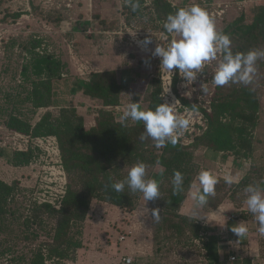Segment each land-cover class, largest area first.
I'll return each instance as SVG.
<instances>
[{
  "label": "rangeland",
  "instance_id": "1",
  "mask_svg": "<svg viewBox=\"0 0 264 264\" xmlns=\"http://www.w3.org/2000/svg\"><path fill=\"white\" fill-rule=\"evenodd\" d=\"M170 1L178 7L199 4L211 15L214 14L217 28L221 30L248 7L255 6L262 0ZM151 2L152 0H148L140 13L133 14L127 0H0V125L11 128L8 120L14 114L30 124L32 134L37 122L46 112L59 114L60 107L57 105L34 108L31 101H23L22 97L27 92L25 85H32L29 81L26 82L22 67L32 60L27 46L34 39L41 43L36 48L37 52L54 54L65 63L63 77L54 82L55 97L60 105H74L86 118L88 127L97 116L99 101L82 92L73 94L70 91L75 79L90 78L94 66L95 71L116 70L119 77L128 73L129 81L123 93V104L119 105L121 113L130 103L146 107L155 85L154 79L161 72L160 58L154 57L152 52L158 43L166 46L170 40L163 28L164 22L157 18ZM221 9H226L225 13L217 16V11ZM18 12L20 16L15 18L14 15ZM87 16L94 17L96 30L99 32L97 37L91 39L97 45L94 54L89 45L81 41H90L85 39V36L91 35L87 31V21H84ZM104 28L106 32H102ZM128 31L136 32V36L133 37ZM146 36H151L152 43L142 46L138 42L143 41ZM87 61L94 65L91 66L92 69L84 67ZM216 64L217 61H213L206 65L212 76ZM81 66L84 70H81ZM255 136L258 141L252 158L254 164L264 165V98ZM4 149L9 148H0ZM204 149L197 150L198 160L204 157ZM207 153L210 155V152ZM43 165L44 163L39 164L37 159H33L28 168H22L23 166H15L9 162L5 155L0 156V178L8 183H18V190L13 195L17 204L11 207L16 210L15 214L8 213L6 225L0 229V264H30L31 258L38 251L48 258L51 248L56 245L54 234L58 218L46 213L42 220L33 219V199L35 192L41 188L42 181L38 175ZM202 165L204 166L203 163ZM208 165L205 169H218L215 168L214 160L209 161ZM222 167L238 175L237 166L223 162ZM245 170L247 166L242 169ZM262 180L255 176L250 185L261 189L259 184L264 182ZM194 184H198L197 179L192 184L191 191L194 190ZM240 191L241 193L231 192L232 197L246 206L245 190ZM139 204V209L137 206L121 211L122 207L118 205L93 198L85 220L80 225H72L74 240L82 241L83 245L76 249L70 247L64 257L54 254L53 258L47 259L46 264H126L122 251L129 252L131 248L137 250V246L143 249L142 252L148 253L136 255L133 264H184L187 254L178 252L177 245H167L168 248L165 246L160 252L156 250V221L151 218V209H160L159 199L146 202L142 194ZM141 217L145 220L139 223ZM27 218L31 219L30 225L25 223ZM126 231L130 232L127 241H119L118 236Z\"/></svg>",
  "mask_w": 264,
  "mask_h": 264
},
{
  "label": "trees",
  "instance_id": "2",
  "mask_svg": "<svg viewBox=\"0 0 264 264\" xmlns=\"http://www.w3.org/2000/svg\"><path fill=\"white\" fill-rule=\"evenodd\" d=\"M147 1L132 0L138 4L136 11L132 10L130 4L128 7L133 14H137ZM151 3L157 18L163 22L170 12L176 10L170 0H152ZM14 16L19 17L20 12ZM102 22L104 23V19ZM105 28L107 29V24ZM220 31L230 35L234 52L264 50V0L248 7ZM40 44L38 39H34L27 46L32 60L23 65L22 73L32 87L25 85L27 92L22 98L23 101H31L34 108L54 105L60 107L58 115L52 111L42 115L32 134L57 136L70 179L61 209H56L49 203L34 202L32 206L34 220H42L46 213L58 218L54 234L56 245L51 248L48 258H53L54 254L64 257L70 247L76 249L83 245L82 241L74 240L71 234L72 225H80L85 220L93 198L123 208L134 209L138 206L141 192H132L127 185L123 192H116L111 184L125 180L129 169L139 162L146 165V178L155 179L159 184L160 220L156 221L154 233L158 252L167 245H177L179 249L194 247V239L205 233L204 226L190 219V215L180 213V207L199 171L204 169V161L198 160L196 156L198 149L205 148L204 156L208 155L207 152L218 154L221 164H226L232 157L236 165L248 168L239 184L228 185L219 176L221 178L215 186V195L209 197L206 205L208 207L216 206L230 196L233 187L245 190L255 176L264 181V165L254 164L252 158L258 141L255 130L259 125L264 98V58L257 61V72L251 83H229L217 87L211 104L212 111L206 112L208 127L196 135L191 144L184 145L178 140L176 145L169 143L157 149L151 138L141 140L142 122L129 119L121 123L122 113H117L114 108L123 104V93L129 81L127 72L119 77L116 70L94 71L88 80L75 79L72 82L71 93L82 92L99 101L97 116L88 127L86 118L74 105H60L56 99L54 82L63 77L66 65L54 54L37 52L36 48ZM33 75L36 77L33 78ZM154 84L149 95V104L146 107L141 105L142 108L154 109L156 105L163 103L159 77L154 79ZM106 106H112L113 109ZM8 121L11 128L31 133L30 124L19 116L12 114ZM12 151L10 148L0 150V156L5 155L15 166L28 165L34 156L32 151ZM176 170L184 176L182 190L178 192L174 191L172 184ZM259 186L264 188V182ZM17 190V182L8 183L0 178V229L6 225L7 214H15L16 210L11 207L17 204L13 196ZM25 223L30 225L31 219L27 218ZM204 245L207 247L205 242ZM48 258L38 251L31 258L30 264H46Z\"/></svg>",
  "mask_w": 264,
  "mask_h": 264
},
{
  "label": "clouds",
  "instance_id": "3",
  "mask_svg": "<svg viewBox=\"0 0 264 264\" xmlns=\"http://www.w3.org/2000/svg\"><path fill=\"white\" fill-rule=\"evenodd\" d=\"M127 2L132 10L136 11L138 4L133 3L132 0H127ZM173 8L176 10L170 12L163 23V28L169 34L170 40L166 46L158 43L152 52L154 57L160 58L161 73H172L173 69H177L181 77L190 85L207 64L217 61L212 76V83L215 86L222 87L229 83L244 85L251 83L257 72V61L264 58V50L251 49L246 53L234 52L230 35L218 30L214 17L199 4L193 3L179 8L173 4ZM128 33L133 37L136 36V32L128 31ZM138 43L142 46L151 44V36H146ZM200 87L203 93L207 92L204 83ZM169 91L170 89H167L166 93ZM177 102L178 100L165 101L156 105L154 109H145L139 103H130L123 110L120 121L124 123L130 119L142 122L141 140L151 138L157 149L169 143L176 145L179 135L187 131L191 124L190 113L188 115L177 113ZM220 178L209 169L199 171L198 184H194V190L190 191V198L193 201L190 219L196 221L207 218L206 223L213 221L209 220L206 215H202L200 209L208 204L209 197L215 195V186ZM222 178L228 185L240 182L239 176L232 174L229 170L223 172ZM183 183V174L179 170L174 171L172 179L174 191H181ZM126 185L132 192H141L146 202L160 197L158 182L155 179L146 178V165L142 162L132 166L126 179L112 183L111 188L116 192H123ZM245 193L247 210L258 222L257 231L264 236V189L249 185ZM224 211L217 208L218 214H223ZM159 213V208L151 209L152 220L159 221ZM231 231L241 238L248 233V227L240 222L232 225ZM126 264H132L131 256L127 258Z\"/></svg>",
  "mask_w": 264,
  "mask_h": 264
},
{
  "label": "built area",
  "instance_id": "4",
  "mask_svg": "<svg viewBox=\"0 0 264 264\" xmlns=\"http://www.w3.org/2000/svg\"><path fill=\"white\" fill-rule=\"evenodd\" d=\"M225 11L226 9L217 11V16H221ZM212 16H214V14ZM81 70H84V67L83 69L81 68ZM157 77L160 78L162 84L161 96L163 103L165 101L175 102L178 100L176 104L177 113L183 115L191 114L190 128L178 137V140H180L182 144L189 145L194 141L196 135L201 134L208 127L206 112L212 111L211 104L217 89V86L212 83V74L210 72L208 73L207 66H205L200 75H198L196 80L190 85L181 77L177 69H173L172 73L159 72ZM202 83L207 87L206 93L202 92L200 87ZM167 89H170L168 93H166ZM186 93H188V95H185ZM184 99H186L188 103ZM106 108L110 110L113 109L112 106H106ZM114 108L117 113L121 112L119 111L121 109L119 105H116ZM0 141V148H10L17 152L32 151L34 153L33 159H37L39 164L44 163L38 175V178L42 181L41 188L35 192L33 200L39 204L49 203L54 208L61 209L68 190L69 176L63 163L62 152L57 136L34 135L0 125ZM225 170H227V168H223L222 164H220L217 175L222 176ZM139 207H141L140 204L138 205V209ZM120 209L123 211L126 208L123 209L122 207ZM219 209L225 210L223 214L229 219L239 218L243 212H247L246 207H242L240 212H228L223 206H220ZM214 213H217V209ZM141 220L144 221V217L139 219V223L142 222ZM201 221L202 223H206L204 220H199L197 223H201ZM129 233V231L123 232V234L118 236L119 241L126 242ZM205 238L206 234L203 233L201 237L194 239L195 246L201 249L203 255L206 253V247L204 245ZM129 256L132 257L133 263L135 256L127 253L123 254V261L126 262ZM236 258L237 255L231 256L232 260Z\"/></svg>",
  "mask_w": 264,
  "mask_h": 264
},
{
  "label": "crops",
  "instance_id": "5",
  "mask_svg": "<svg viewBox=\"0 0 264 264\" xmlns=\"http://www.w3.org/2000/svg\"><path fill=\"white\" fill-rule=\"evenodd\" d=\"M84 21H87V31L91 32V35L88 37L85 36V39H90V41L85 40L86 43L81 39L83 44L89 45L90 49L92 50V54L96 52V47L97 45L95 44L96 42H92L93 37H97L99 35V32L96 30L95 22H94V17L92 18L90 16H87ZM102 32H106V30H102ZM79 35V34H78ZM78 35L76 36L78 38ZM99 62V61H98ZM89 64V65H88ZM87 66V68L92 69L94 66L92 63L87 61L84 63V67ZM83 66H81L82 68ZM96 68V66H94ZM93 68L91 70L95 71ZM97 70V69H96ZM210 157V158H209ZM221 157L213 152H210V155L208 154L207 156H204V169L206 167H209L208 163L209 161L211 162L214 160V163H216L215 168L219 167V164L222 163ZM231 159L227 160L226 164H232V166H237V174L239 175L240 181L244 178V175L246 174V171H242L243 168H246V166H238L236 163L232 160L233 158L230 157ZM28 168V165L23 166L22 168ZM209 170L213 171L214 173L217 174L218 169H211L208 168ZM248 169V168H247ZM240 183V182H239ZM238 183V184H239ZM261 189H264L261 187ZM244 191L243 189H238L234 188L232 190L233 192L236 193H241V191ZM191 191V190H190ZM245 192V191H244ZM190 194V192H189ZM244 194V193H243ZM233 195L231 194L230 196L225 197L223 201L218 203L216 206H203L200 209V212L202 215H206L210 221L208 223H199L201 226H204L205 229V243L207 244L206 247V253L203 255L201 250L198 249L194 245V247H184L180 248L178 252L180 251L181 253L183 252L186 255V260L184 261V264H264V236L260 235L259 232L257 231L258 229V222L256 221L254 215L250 213L248 210L247 212H243L241 217L239 218H233L229 219L225 214H218L214 213L217 208L220 206L225 207L226 211L228 212H240L244 204L238 203ZM111 205V204H110ZM193 208V201L191 200L190 196H187L186 200L181 206V211L180 213L185 214V215H190L191 211ZM207 218H202L198 219L199 220H206ZM224 224L223 226L217 224ZM243 222L244 224L247 225L248 227V233L239 238L237 235H235L231 231V226L237 223ZM137 250H133L131 248V251H122L125 254H132L134 256L136 255H145L148 252L143 251V249L140 246H137ZM182 250V251H181ZM193 252V253H192ZM123 253V254H124ZM181 253H179L181 255ZM177 255V253H175ZM237 255V258L232 260L231 256ZM152 259V258H150ZM171 262H167L169 264ZM133 264V263H132ZM175 264V263H174Z\"/></svg>",
  "mask_w": 264,
  "mask_h": 264
}]
</instances>
